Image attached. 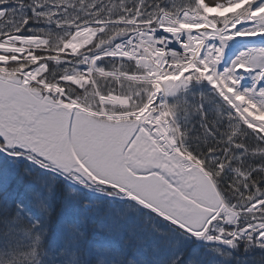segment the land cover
<instances>
[{"label": "snow or ice", "instance_id": "6c2138e0", "mask_svg": "<svg viewBox=\"0 0 264 264\" xmlns=\"http://www.w3.org/2000/svg\"><path fill=\"white\" fill-rule=\"evenodd\" d=\"M0 264H264V0H0Z\"/></svg>", "mask_w": 264, "mask_h": 264}]
</instances>
